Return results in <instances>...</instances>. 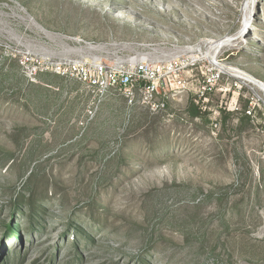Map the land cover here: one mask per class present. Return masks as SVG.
I'll use <instances>...</instances> for the list:
<instances>
[{
  "label": "rangeland",
  "instance_id": "374dc122",
  "mask_svg": "<svg viewBox=\"0 0 264 264\" xmlns=\"http://www.w3.org/2000/svg\"><path fill=\"white\" fill-rule=\"evenodd\" d=\"M246 3L0 0V264H264V90L218 68L264 82ZM190 47L158 107L54 62Z\"/></svg>",
  "mask_w": 264,
  "mask_h": 264
},
{
  "label": "built area",
  "instance_id": "2783aa9c",
  "mask_svg": "<svg viewBox=\"0 0 264 264\" xmlns=\"http://www.w3.org/2000/svg\"><path fill=\"white\" fill-rule=\"evenodd\" d=\"M263 1L247 0L246 9H250L251 17L254 16L258 3ZM241 35L243 37V35L248 34L243 33ZM241 43L245 44L248 42L245 39ZM194 52L197 51L181 49L176 54H169L164 56V58L155 59L152 57H141L130 58L125 61H107L96 57L54 62H71L72 67L69 70L71 75L76 76L82 82H88L89 85L96 86L100 92L106 91L109 87L116 84L119 89L124 88V95L128 104H132L134 98L138 96L141 103L158 107L163 105V96L168 95L173 90L179 91L187 87L188 82L183 76L182 69L189 66L193 70L197 62H203V58L194 54ZM109 62H130V64L116 68V64ZM209 62H213V59ZM62 68V65L58 64L55 71L60 73ZM212 85L213 77L203 83L201 86L202 92L210 90ZM157 97H161V100L159 98L157 101Z\"/></svg>",
  "mask_w": 264,
  "mask_h": 264
},
{
  "label": "bare ground",
  "instance_id": "6f19581e",
  "mask_svg": "<svg viewBox=\"0 0 264 264\" xmlns=\"http://www.w3.org/2000/svg\"><path fill=\"white\" fill-rule=\"evenodd\" d=\"M240 38V36H239ZM253 37H251L250 35H241V38L240 40H245V39H252ZM235 39L233 38H223V39H219V40H212L210 41V47H220L221 45H224L225 43H229V42H232L234 41ZM192 51H199L200 48H194V47H191L190 48ZM216 49V48H215ZM216 51V50H215ZM217 52V51H216ZM211 59V58H210ZM218 68L223 71V72H227L228 69L232 70L231 74H233L234 76L240 78V79H243V80H247L251 83H253L254 85L258 86L259 88H261L262 90H264V82L258 80V79H255L254 77L248 75V74H245L243 72H241L240 70L236 69V68H230V67H224V66H218Z\"/></svg>",
  "mask_w": 264,
  "mask_h": 264
},
{
  "label": "trees",
  "instance_id": "16d2710c",
  "mask_svg": "<svg viewBox=\"0 0 264 264\" xmlns=\"http://www.w3.org/2000/svg\"><path fill=\"white\" fill-rule=\"evenodd\" d=\"M191 114H192V115H196V114H197V111H194V112H192Z\"/></svg>",
  "mask_w": 264,
  "mask_h": 264
}]
</instances>
